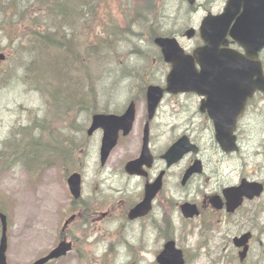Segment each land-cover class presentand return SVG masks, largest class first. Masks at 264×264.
I'll list each match as a JSON object with an SVG mask.
<instances>
[{"label": "rangeland", "instance_id": "obj_1", "mask_svg": "<svg viewBox=\"0 0 264 264\" xmlns=\"http://www.w3.org/2000/svg\"><path fill=\"white\" fill-rule=\"evenodd\" d=\"M17 1L24 6L20 11H16L15 1L0 0V5H3L2 8L0 6V53L5 55V59L0 61V142L5 141L19 126H27L36 117H42L47 108L45 96L35 91L34 83L23 79V67L31 57L29 47L24 40L20 45L17 44L29 34L26 27L37 10L33 0ZM153 1L158 16L154 28L166 36L175 37L184 50H192L198 40L196 37L188 40L184 33L189 28L197 29L204 15L199 9L208 7L205 2L198 0L196 9L189 13L188 5L183 0ZM140 9L137 0H105L96 7L97 15L102 19L100 26L93 32H85L89 38L94 35L103 37L104 31L110 30V20L115 21L116 27L125 28L117 29L113 54L108 52L105 56L108 64L95 71L98 84L93 86V101L98 110L120 113L129 100H133L137 118L131 138L122 141V145L113 150L104 167L98 163L100 134L96 133L89 140H82V136L79 138L76 135L77 145L86 144L87 150L85 156L77 155L70 162L74 169L83 173L81 201L88 203L89 210L96 213L95 222L90 221L86 227L81 220L71 224L64 234L73 242V251L49 264H155V257L164 240V227L170 226L166 211L160 207L165 205L168 197L178 204L183 201H199L200 192L205 193L194 188L187 193L179 190L178 173L183 167L181 164L169 172L165 189L154 201L153 210L148 216L136 222H128L123 218L124 210L139 202L142 197L143 181L130 178L123 171L124 163L136 157L139 152L137 133L142 126L145 111L142 85L164 86L169 71L168 67L159 63L158 51L155 52V49H152L153 55L148 59L150 53L146 29L144 25L131 21L132 11L140 14ZM97 67L100 68V64ZM69 69V77H74L77 85L86 76L84 67L71 66ZM195 103L196 100L184 96H165L152 125L156 153L186 130L189 119L193 121V130L204 132V126H198L199 119L191 116L196 109ZM68 109L78 111L80 107L70 103ZM257 116L242 120L244 132L249 130L248 119L263 126ZM87 118L86 111L77 113V125L82 126L79 132L89 126ZM62 121L67 119L55 120L57 128L60 126L58 122ZM210 137V133H206L202 140L203 156L206 161L211 160L205 175L211 173L212 164L220 162L218 167L223 185L234 184L240 178L264 184V143L261 150L243 148L238 154L223 157L215 148L209 149ZM259 142L262 143V140ZM44 154L40 148L35 150L36 158ZM13 161L5 162L0 158V212L7 217V264H32L57 244L63 223L74 209L66 183L69 170L55 162L30 174ZM254 205L261 209L256 211L259 218L254 224L255 229H252L257 240L245 264H264V194ZM254 205H251L252 209ZM73 212L76 213V210ZM106 212H109L108 215L101 218L100 214ZM193 223L199 224L198 221ZM173 224L178 231L177 245L184 251L188 264H215V259L222 257L217 231L208 234L207 244L203 245L197 226L183 223L177 211L173 213ZM251 228L241 225L239 230H234L233 235L229 234V240L241 230ZM233 264H238V261L235 260Z\"/></svg>", "mask_w": 264, "mask_h": 264}, {"label": "water", "instance_id": "obj_2", "mask_svg": "<svg viewBox=\"0 0 264 264\" xmlns=\"http://www.w3.org/2000/svg\"><path fill=\"white\" fill-rule=\"evenodd\" d=\"M193 4L195 0H187ZM243 8L241 16L236 20L232 30L228 28L237 13L236 9ZM264 0H231L228 2L224 13L219 17H206L200 27V37L204 45L202 48L187 55L179 47L175 39L157 38L154 43L160 48L164 61L170 64L171 70L166 78V91L170 94L182 92H192L206 98L204 105L209 111L210 116L215 120L216 137L220 146L226 151L233 150L231 136L234 130L232 118L225 113H221L218 107L219 100L216 98L214 87L216 84L234 86V93H238L237 85L239 82H245L247 78L251 79L255 75L256 53L264 48ZM194 32H187L186 36L191 38ZM236 42L245 50L244 58L230 49L221 48L226 44V36ZM4 56L0 54V61ZM199 66V70L196 68ZM245 70H249L246 75ZM232 95V93H229ZM147 109L148 119L153 117L154 111L162 98V90L158 87H148L147 89ZM232 101V100H230ZM242 110V107H240ZM135 118V108L131 103L121 116L95 115L92 118L91 126L87 134L91 135L98 128L103 131V138L100 148V163L104 165L111 150L117 142V135L120 130L126 135L132 128ZM148 124L145 126V138L142 154L137 161L129 162L126 165V172L130 175H142L141 166L151 164V156L146 147ZM224 141V142H222ZM228 142V143H225ZM186 141L181 140L174 144L163 156L167 160L168 166L177 162L183 154L194 150L186 147ZM226 146V147H223ZM191 170L187 173L189 174ZM68 188L74 200L79 199L81 192V178L77 173L72 174L67 180ZM160 188L158 179L152 185L146 186L143 201L134 208L129 219L146 215L150 210V201L154 198ZM237 192L238 198L245 196L252 198L259 195L261 187L243 182L238 189L228 190ZM235 205V207H237ZM186 218H191L196 214L192 206L184 205L181 208ZM71 217L66 223L73 220ZM1 239H0V264L6 263L7 250V224L6 217L0 214ZM246 239V238H244ZM71 250V244L66 241L60 242L47 256L40 258L33 264H46L50 260H56L65 256ZM243 256V255H242ZM158 264H184L182 254L174 248V243L169 242L164 246V250L157 258Z\"/></svg>", "mask_w": 264, "mask_h": 264}, {"label": "trees", "instance_id": "obj_3", "mask_svg": "<svg viewBox=\"0 0 264 264\" xmlns=\"http://www.w3.org/2000/svg\"><path fill=\"white\" fill-rule=\"evenodd\" d=\"M13 1L16 3V11L24 7L17 0ZM98 1L100 0H33V6L37 11L29 19L26 27L29 34L17 42L20 45L24 40L31 52L29 61L25 62L23 67V79L34 83L35 91L45 96L48 112L65 115L61 119H71L70 114L73 111L68 109L70 102L80 106L81 109H85L84 102L87 98H91L93 102V86L98 84L94 69L97 70L98 62L103 57L105 59L108 52L114 50L113 41L119 28L116 27L114 20L109 21L112 23L108 25L110 30L104 31L103 37L94 35L89 38V34L85 33L93 32L95 25L101 23L95 6ZM148 5L151 7L153 2L148 1ZM138 20L131 21L138 23ZM147 21L149 23L151 20L147 18ZM145 29L150 43L156 36L164 35L154 28V22L145 25ZM128 30L131 32L129 28ZM106 62L108 64L109 61ZM85 63L87 77L84 76L77 85L74 77L73 79L69 77V67L81 68ZM84 83L86 85L81 88L80 85ZM92 108L87 107L85 111H90ZM53 120L45 111L41 119L33 123L31 128L17 130L21 138L16 139V136H13L9 142L2 143L0 158L5 160L10 156L18 162L21 158L27 165L42 164L41 168L50 165V161L54 163L57 160L68 166L76 145L56 128ZM39 148L45 154L36 158L35 150ZM76 204L77 202H73V210L80 211L84 221L86 218L84 216H88L89 211L83 207V204L75 206Z\"/></svg>", "mask_w": 264, "mask_h": 264}, {"label": "flooded vegetation", "instance_id": "obj_4", "mask_svg": "<svg viewBox=\"0 0 264 264\" xmlns=\"http://www.w3.org/2000/svg\"><path fill=\"white\" fill-rule=\"evenodd\" d=\"M208 7L203 8V10L199 9L203 14L211 13L214 16L220 15L222 13V10L225 6V4L229 0H203ZM201 4V5H204ZM196 8H194L195 10ZM240 10L239 12H241ZM232 49H235L239 52H242L240 48H238L236 45L230 42L229 45ZM258 60L262 66L263 74H264V49L261 50L258 53ZM264 83V81H263ZM189 97L196 99L195 107L196 109L193 111L191 116L197 117L199 119L198 126H204V132H196V130H193V121L192 119H189L187 121V127L186 130L182 135H185L184 137H187L189 139V142L196 146L198 148V153L194 155H187L183 158V160L180 162L179 165L183 164L182 169L178 173L179 175V182H178V188L182 192H186L192 188H194L196 191H205V193L200 192V198L199 201L194 202H188L191 205H194L198 211V216L194 220L185 221L181 218L179 213V207L181 204L186 202H180L176 204L173 200H171L170 197L166 199V203L164 206H161V210L166 211V215L168 220L170 221V226L164 227V240L162 241L163 244H165L167 241H169V235H172L173 239L177 241V234L178 231L175 229L173 224V213L174 211H177V213L180 216V220L183 223L193 224L197 226L199 230V237L203 241V245L207 244V235L210 234L213 231H217L220 235L219 237V246L222 251V257H217L215 259V264H233L235 260L239 261V249L234 247V239L235 236L232 237L229 240V234L233 235L234 230H239L241 227L244 218H245V205L246 204H252V202H243V204L235 209L234 211H230V207L227 206V201L223 197V192L226 189H236L242 180L245 178H240L238 181L234 184H227L223 185L222 175L219 173V165L220 162L217 164H212L211 173L209 175H205L206 170L208 169V164H211V160H207L203 156V153L201 151V148L203 147V135L206 133H210V142H209V149L215 148L216 150H219L220 146L218 142L216 141V134H215V125L214 123L209 119L206 113H202L199 110V104H200V98L195 97L193 95H189ZM223 112L232 114V110H224ZM264 93L263 92H256L250 99H248L245 103V108L242 111L240 117L236 120V126L234 131V137H235V146L238 147V150L243 148H252L255 150H261L263 148L264 143V137H262V133H264ZM257 116V118L260 119V122L263 124V126L257 125L255 122L251 120H247V124L249 126V130L244 132L243 126H241V122L246 117H254ZM153 122V121H152ZM151 122V123H152ZM254 124V125H252ZM197 126V127H198ZM197 129V128H196ZM245 133V134H244ZM244 134V136H243ZM138 135V141L136 145L141 148L142 146V137L143 134L141 132L137 133ZM180 135V136H182ZM197 138H195V136ZM132 134H129V136L122 138L119 137L120 142L118 141L119 145H122V141H126L130 139ZM179 136V137H180ZM177 137V138H179ZM262 137V138H261ZM177 138L175 140H177ZM262 140V143L259 142V140ZM158 140V139H157ZM174 140V141H175ZM128 143V142H126ZM129 144V143H128ZM149 147L152 149L151 152L154 156V164L157 162L156 157V151H155V145L154 141L151 137L150 133V139H149ZM220 151V150H219ZM238 151V152H239ZM218 153V151H216ZM237 152V153H238ZM219 154V153H218ZM236 154V153H235ZM260 153L258 152L257 155ZM139 155V154H138ZM234 154H222L223 157L226 156H233ZM200 162V173L193 174L189 176L185 181H183V177L187 170L196 162ZM165 164V163H164ZM163 162L160 161V165L163 167ZM157 168V164H155L152 169L147 172V175L141 179L143 181V186L147 184H151L155 181V178L157 175L162 171ZM159 171V172H158ZM158 172V173H157ZM154 173H157L153 175ZM167 172H165V175L162 179V185L160 192L156 195L154 200H157L163 193L165 186H166V179H167ZM136 179V178H134ZM207 190H210L209 192H206ZM235 195L231 199V206H234L236 203V192H233ZM153 200V201H154ZM154 204V203H153ZM108 213V212H107ZM106 213V214H107ZM141 220V219H138ZM137 220L133 221L136 222ZM194 221H198V225L194 224ZM162 244V245H163ZM201 246V245H200ZM250 250V247H249ZM249 252V251H248Z\"/></svg>", "mask_w": 264, "mask_h": 264}, {"label": "bare ground", "instance_id": "obj_5", "mask_svg": "<svg viewBox=\"0 0 264 264\" xmlns=\"http://www.w3.org/2000/svg\"><path fill=\"white\" fill-rule=\"evenodd\" d=\"M123 111H124V110H123ZM123 111H122V112H123ZM139 204H140V202H137L136 204L132 205L131 207L129 206L127 209L124 210V212L122 213V215H123V218L126 219V221L128 220L131 211H132L134 208H136Z\"/></svg>", "mask_w": 264, "mask_h": 264}]
</instances>
